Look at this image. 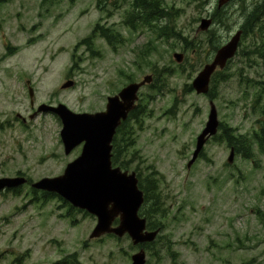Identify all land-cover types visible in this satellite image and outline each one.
<instances>
[{
    "label": "rangeland",
    "instance_id": "374dc122",
    "mask_svg": "<svg viewBox=\"0 0 264 264\" xmlns=\"http://www.w3.org/2000/svg\"><path fill=\"white\" fill-rule=\"evenodd\" d=\"M134 1L1 0L0 179L57 178L80 156L82 147L65 154L57 116L30 119L39 106L104 112L109 97L152 75L158 92L141 90L142 124L128 127L136 138L129 171L158 180V245L134 246L128 236L91 240L95 217L60 197L46 202L29 184L0 193V264H56L72 255L78 264H132L141 249L147 264H264V143H254L255 161L236 154L228 164L231 147L219 132L188 169L210 102L236 134L252 139L264 131V19L242 40L227 76L216 79L213 98L190 89L216 55L211 43L224 47L262 0H235L218 22L219 0H160L181 39L159 36L128 15ZM204 19L212 24L202 31ZM98 24L120 35L114 47L94 32ZM191 42L201 43L198 52ZM175 54L184 55L181 64ZM68 81L75 85L62 89Z\"/></svg>",
    "mask_w": 264,
    "mask_h": 264
},
{
    "label": "water",
    "instance_id": "95a60500",
    "mask_svg": "<svg viewBox=\"0 0 264 264\" xmlns=\"http://www.w3.org/2000/svg\"><path fill=\"white\" fill-rule=\"evenodd\" d=\"M233 0H219L221 9ZM211 20L204 19L200 30H207ZM243 32L239 31L232 39L216 52L213 61L207 64L198 74L192 88L199 95H208L212 77L220 69L224 70L235 58ZM174 59L182 63L183 54H175ZM153 82V76H146L140 83H132L118 95L109 97L106 111L95 114H77L65 105L57 107L42 105L39 113H52L60 118L63 124L61 139L66 155H70L79 146L82 147L80 157L70 163L64 174L57 178H45L32 185L38 191L53 193L70 203L74 208L85 211L98 219L91 239H99L105 235H116L123 238L129 235L135 246L154 242L160 230L147 231V220L140 216L145 202V195L139 188V180L135 172L129 173L112 164L113 141L117 129L136 109L139 92ZM69 81L62 89L74 86ZM31 103L34 104V91L30 89ZM206 128L199 136L193 159L188 164L190 169L199 158L208 140L217 135L220 122L217 107L212 101ZM235 151L232 149L229 163L232 164ZM28 183L24 177L0 179V192L17 189ZM116 220L119 225L113 227ZM146 252L141 249L132 257L133 264H146Z\"/></svg>",
    "mask_w": 264,
    "mask_h": 264
},
{
    "label": "trees",
    "instance_id": "16d2710c",
    "mask_svg": "<svg viewBox=\"0 0 264 264\" xmlns=\"http://www.w3.org/2000/svg\"><path fill=\"white\" fill-rule=\"evenodd\" d=\"M103 1L104 0H99L100 7L104 6L102 4ZM223 13L224 11L222 9L221 10L217 9L214 12L213 22L214 21L218 22V20L221 19ZM128 15H134L137 22L143 23L145 26L150 28L151 31L158 33L159 36L164 34L172 38H180V39L182 38V34L178 32L176 29L174 32L171 26L169 25V23L167 22L168 19H171L172 13L166 9L165 5L160 0H135L133 3L132 10L131 12L128 13ZM261 17H264V0L256 4L254 11L248 15L245 24L241 27L243 31L242 40L245 39L249 34L253 33L255 28L260 27L259 24L263 22L260 20L264 19ZM164 22L166 24H164ZM127 23L126 26L130 27L128 26ZM98 30L99 28L97 27L94 30V32H97ZM100 35L102 38L106 39L109 42V44L113 47L115 44H117L116 41L119 39L120 36L118 33L113 32V30L104 31V29H101ZM121 42L122 41H120V43ZM86 43L88 44V41H86ZM200 44H201L200 42L199 43L191 42L189 45V50L191 52L193 51L198 52V48ZM211 45L214 51L218 50L219 45H217V43H211ZM191 46H193V50H191ZM230 64H232V61L229 62L225 70L218 71L213 76L211 90L208 95L209 97L211 98L214 97L216 79L218 77L223 78L224 76H227V70ZM156 73L157 72L155 71V74ZM150 88L154 91H157L155 89L156 88L155 82H153V84L150 85ZM190 89L192 90V87H190ZM142 114H143L142 107L138 106L137 109L132 112L129 119L126 122H124L122 126L118 129V133H117L118 135L115 137L113 143L114 149H113L112 162L115 167H120L122 170L125 171L130 169V164L135 158V151H133V147L136 143V138L134 137L135 134L134 130L130 129V133H129L128 127L131 121H134L136 126H141ZM220 130L222 132L221 137L225 139L226 143L231 148H234L236 150L237 154L242 155L243 158L247 160L255 161V153L253 149L254 143L258 144L260 148H263L264 131H261L260 134L257 133L256 135H254L252 139H250L247 136H243V135L237 136L235 129L228 126L223 127L221 125ZM129 154H131L130 161H128L127 159ZM136 173L139 179V188L144 192L145 195V203L141 209L140 215L147 219L148 228L150 230L161 229L163 227L162 222L154 218L156 216H160L161 218L163 217V213H164L163 207L161 206L159 194L156 193V189L158 188L157 185L158 180L151 176L143 177V174L140 171H136ZM18 191L19 190H16L15 192ZM38 192L42 193L45 199L44 201L46 202L49 201L48 199L51 198L54 199L57 197L55 194H49L47 192H40L34 190L35 195L39 194ZM71 210H74V208H72ZM78 211L81 212L80 210ZM158 241L152 244H146L143 246V248L152 249L153 247H156L158 245ZM56 264H78V263L77 260L75 259V255H72L69 258L59 261Z\"/></svg>",
    "mask_w": 264,
    "mask_h": 264
},
{
    "label": "flooded vegetation",
    "instance_id": "af4514ba",
    "mask_svg": "<svg viewBox=\"0 0 264 264\" xmlns=\"http://www.w3.org/2000/svg\"><path fill=\"white\" fill-rule=\"evenodd\" d=\"M31 107H32V109H35V107H36V103H34V104L31 103ZM17 119H18V120H21L22 123H25V120H24L22 117L19 116Z\"/></svg>",
    "mask_w": 264,
    "mask_h": 264
}]
</instances>
